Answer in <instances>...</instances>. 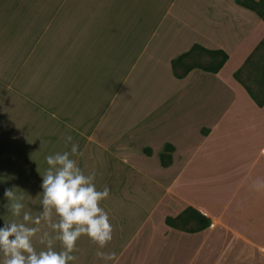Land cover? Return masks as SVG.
I'll use <instances>...</instances> for the list:
<instances>
[{"label":"crops","instance_id":"obj_1","mask_svg":"<svg viewBox=\"0 0 264 264\" xmlns=\"http://www.w3.org/2000/svg\"><path fill=\"white\" fill-rule=\"evenodd\" d=\"M194 44L229 58L175 77L172 60ZM258 100L264 18L236 0H0V227L43 212L46 157L67 151L109 187L113 226L103 248L82 235L70 264H264ZM5 188L24 196L21 217ZM188 208L208 224L180 218Z\"/></svg>","mask_w":264,"mask_h":264},{"label":"clouds","instance_id":"obj_2","mask_svg":"<svg viewBox=\"0 0 264 264\" xmlns=\"http://www.w3.org/2000/svg\"><path fill=\"white\" fill-rule=\"evenodd\" d=\"M66 141H72V137L66 136ZM78 149L79 145L73 143L72 153L82 156ZM46 162L49 167L42 174L41 182L43 212L33 218L31 213L24 211L21 222L5 221L0 227L2 264H70L78 259L73 253L82 235L101 248L112 240L113 226L108 213L100 206L109 196V187L97 190L93 182L95 171L86 176L76 161L69 159L67 151L48 155ZM3 196L9 202L5 205L8 212L13 217H21L24 196L13 188H5ZM53 210L58 217L56 222H52ZM42 220L48 223L52 233L44 231L41 234ZM29 223L33 226H28ZM34 240L44 247L38 251ZM54 242H59L60 250L53 247ZM97 255L115 259V253Z\"/></svg>","mask_w":264,"mask_h":264},{"label":"trees","instance_id":"obj_3","mask_svg":"<svg viewBox=\"0 0 264 264\" xmlns=\"http://www.w3.org/2000/svg\"><path fill=\"white\" fill-rule=\"evenodd\" d=\"M236 2L240 5L251 8L264 18V0H236ZM228 58L229 55L224 50L209 49L202 45L194 44L190 50L172 60V69L177 78L186 77L194 69H202L206 72L216 73L223 67ZM236 77L239 78L238 72L236 73ZM258 104L263 105L264 100H258ZM173 150L174 147L171 144H168L164 152L161 154V161L164 166H167L172 162L171 153ZM146 151L150 152L149 149ZM191 211L200 215L205 219V224H208V219L192 208L185 210L184 215L182 214L179 217L182 218L183 216H187ZM175 222L176 219L168 218L169 224H175Z\"/></svg>","mask_w":264,"mask_h":264},{"label":"rangeland","instance_id":"obj_4","mask_svg":"<svg viewBox=\"0 0 264 264\" xmlns=\"http://www.w3.org/2000/svg\"><path fill=\"white\" fill-rule=\"evenodd\" d=\"M165 107H167V106H165ZM165 107H164V108H165Z\"/></svg>","mask_w":264,"mask_h":264}]
</instances>
